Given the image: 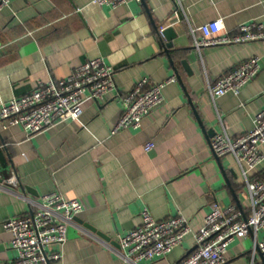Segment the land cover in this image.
<instances>
[{
	"label": "crops",
	"instance_id": "crops-1",
	"mask_svg": "<svg viewBox=\"0 0 264 264\" xmlns=\"http://www.w3.org/2000/svg\"><path fill=\"white\" fill-rule=\"evenodd\" d=\"M218 18L234 32L242 22L264 19V0H133L116 7L93 0H11L0 8V106L41 82L67 77L92 57L114 66L116 81L109 99L86 93L78 119L34 135L0 120V264L18 256L1 224L30 215L55 191L78 198L83 210L68 229L63 259L50 264H131L118 253L119 240L141 223L144 208L157 220L189 219L193 233L168 256L140 262L175 264L195 248L193 234L212 202L250 206L236 159L216 156L211 139L222 129L220 117L236 137L253 127L264 107V40L195 47L191 29ZM156 26L177 34L171 57ZM254 56L261 70L239 94H210V84ZM143 77L175 80L140 128L113 133L122 97ZM149 142L154 146L147 151ZM263 174L264 167L251 172ZM85 224L107 234L113 247L91 236L97 233ZM257 236L264 238V229ZM253 245L252 236L234 238L226 264H249ZM254 259L264 264V255Z\"/></svg>",
	"mask_w": 264,
	"mask_h": 264
},
{
	"label": "built area",
	"instance_id": "built-area-1",
	"mask_svg": "<svg viewBox=\"0 0 264 264\" xmlns=\"http://www.w3.org/2000/svg\"><path fill=\"white\" fill-rule=\"evenodd\" d=\"M133 0H93L98 5L118 6ZM11 0H0V8L9 7ZM197 48L225 43H241L264 40V19L239 24L236 31L229 30L223 18L211 20L191 29ZM261 70L260 57L254 56L229 71L209 85L212 96L218 97L241 89L253 80ZM152 83L148 77L140 79L134 88L122 97L123 109L112 132L124 128H140L142 120L164 101L163 89L174 81ZM116 88L115 68L101 57H92L65 78L41 82L34 90L10 98L0 106V120L4 126L20 124L34 135L68 120L78 119L86 93L96 100H107ZM222 129L211 139L216 156L231 154L236 159L244 179V195L248 208L218 201L210 204L203 226L194 232L195 248L175 264H226L228 245L236 237L252 236L253 256L264 254V238L258 233L264 229V174L252 176L251 172L264 167V107L257 112L254 125L242 134L231 137L220 117ZM153 142L146 144L151 150ZM248 209V210H247ZM83 210L78 198H65L55 191L45 194L37 208L24 218H10L1 224L12 234L11 247L18 256L8 264H50L63 259L62 246L67 240L68 229ZM247 210V211H246ZM141 223L120 237V253L129 263L140 264L155 258L168 256L185 237L193 233L190 221L182 214L166 220H157L148 208L141 212ZM91 236L113 245L93 232ZM57 246L49 251V248ZM249 264H258L255 259Z\"/></svg>",
	"mask_w": 264,
	"mask_h": 264
},
{
	"label": "water",
	"instance_id": "water-1",
	"mask_svg": "<svg viewBox=\"0 0 264 264\" xmlns=\"http://www.w3.org/2000/svg\"><path fill=\"white\" fill-rule=\"evenodd\" d=\"M156 29H157V32L159 33V37H160V40H161V42L165 48V51L170 55V49H172L173 45H174L173 39L175 37H177L176 32L172 28H166V29L160 31L159 28L156 26ZM170 57H171V55H170ZM75 220H78L77 216L75 217ZM85 225L88 228H90L92 231L97 233V235H99L101 238H103L105 240H109V241L111 240L110 237L107 234H105L104 232L97 230L93 226H89L87 224H85ZM261 255L263 256L264 254L261 253Z\"/></svg>",
	"mask_w": 264,
	"mask_h": 264
}]
</instances>
